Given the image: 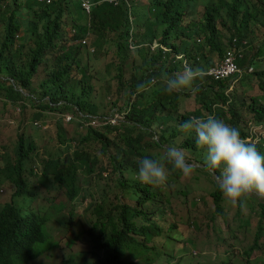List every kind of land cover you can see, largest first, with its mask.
<instances>
[{"label":"rangeland","instance_id":"rangeland-1","mask_svg":"<svg viewBox=\"0 0 264 264\" xmlns=\"http://www.w3.org/2000/svg\"><path fill=\"white\" fill-rule=\"evenodd\" d=\"M224 1L237 2V0ZM240 2L244 1L240 0ZM255 2L256 0H253L250 5ZM32 3L33 0H15L11 8L16 12L17 20L26 24L31 20L35 21L33 10L28 8L32 6ZM219 4L220 0H177L176 8L178 10L185 9L184 14L186 15L193 13L189 18L190 22L200 25L204 19L206 7ZM34 10L37 8L35 7ZM221 14L224 15L225 10ZM7 16L8 14L5 15V18ZM239 17L241 18V15ZM205 23L206 21L202 24ZM166 27L165 24H160L158 30L162 32ZM257 28L258 39H255V35L252 34L255 30V23H250V33L246 37L250 47L243 66L247 68L252 66L254 72L252 74L244 73L240 80L233 83L225 82L229 88L231 84L233 85L230 93L243 120L252 116L244 112V109H248L252 103V98L262 95L260 84L263 79H260L256 73L264 71V38L260 36L263 29ZM219 30L222 32V41L227 44L232 34L221 23ZM42 32L43 28L39 26L36 35L30 32L34 37L20 43L24 44L22 49L24 55L20 60H16L22 66L29 62L34 40ZM20 33L24 37V32ZM172 36H175V32L172 33ZM4 38L5 31L2 22H0V47ZM113 38V34H108V43L96 45V52L93 54L89 49L79 50L80 54L76 60L80 65L78 68L74 67L70 77H66L77 95L82 93L83 88H92L90 95L92 93L91 97L98 99L97 103L101 102L100 113L102 115L104 113L103 103L107 101L108 97L113 98L112 103L116 106L118 104H121L122 107L125 106L132 95L129 86L131 83H139L145 72V68L142 66L144 61L138 55V51L128 52L125 49L119 53ZM200 38L202 42L206 41L203 34H200ZM90 42L95 45L96 36L95 38L91 36ZM56 54L47 59L49 63L47 67L46 65L40 66L39 71H42L38 72L34 78L35 87H39L45 82L44 78L48 74L43 75V73L50 69ZM211 58L214 63L218 59L217 56H211ZM68 63L76 66L73 59ZM43 92L44 90L41 91V93ZM4 97L5 92L1 91L0 114L1 116L9 114L10 118H14V114L11 112L12 108L3 101ZM194 102L195 106L192 110L199 108L196 101ZM28 104L27 107L23 106L21 120L18 118L17 128L11 129L9 125L5 124V127H9L10 130L0 131L1 138L9 140V143H4L3 146L5 151L3 158H6V161L15 160L21 136L26 139V142L32 141L35 144L37 138L39 139L37 141L40 142L42 135L43 143H47L44 147L47 155L58 157L62 152L64 155L67 153L70 155L75 151L77 142L80 141L82 149L90 156L91 161H94L92 173L87 172L85 166L78 168L75 185L80 189V194L74 200L69 198L71 190L60 187V183L54 179V176L45 181L39 177L29 178L28 193L24 197L15 198L16 205L21 206L24 211L32 215H39L46 220L44 231L47 245L39 249L37 257L28 264H82L84 262L92 264L95 261L93 252H101V250L96 249V242L87 233L88 230L97 223V227L93 228V233L102 236L103 230H110V224H108L110 216L118 222L117 218L121 214L120 207L123 204L137 207L136 202L139 199V194L133 186L136 179L132 178L136 171L131 167L115 170V165L121 163L118 157L125 149L120 141V135L126 133V130L130 128L124 129L121 133L110 132L103 142L95 137L92 140L81 142V136H84L87 131H78L67 126L63 120L62 111L51 112L43 107L44 103L34 100H29ZM33 108H37L47 115L54 126L38 123L37 127L42 131V135L33 134L29 138L22 132V128L25 130L26 122L38 118L37 113L33 112ZM60 122L65 128V134L64 129L58 125ZM174 128H171L169 132L162 131L161 133L156 128L152 133L148 128L144 130L136 125L131 127L135 137L142 136L143 138L140 146L152 156L158 158L162 155L164 148L175 145L184 150L187 161L194 170L188 177L179 172H170L164 186L153 187L151 192L154 193V196H151L144 207H138L137 210L146 212L151 218L150 222L162 228V232L160 235L154 234L152 239L143 236L141 240V236H134L135 239H138L126 246L124 260L136 263H146L150 260L152 264H264V232L263 236L259 238V247H255V236L258 224L261 222L259 205L264 204V197L256 194L249 195L243 211L239 207L228 205L223 198L220 203L222 213H218L212 196L218 187V174L204 165L205 150H191L184 147L185 141L190 137H195V134L190 136V133L180 131L179 134L173 136ZM28 131L30 132L29 129ZM35 146L37 150L38 147L36 144ZM61 157L63 161L66 156ZM3 161L5 162V160ZM41 161L43 159L39 155H33L30 164ZM2 166L0 169V208L6 200L10 201L12 198L8 197L10 182L2 174ZM100 172H102V176L99 175ZM137 224L142 226L146 222L144 219H138ZM102 225H105L103 229ZM120 227L119 225V229Z\"/></svg>","mask_w":264,"mask_h":264},{"label":"clouds","instance_id":"clouds-1","mask_svg":"<svg viewBox=\"0 0 264 264\" xmlns=\"http://www.w3.org/2000/svg\"><path fill=\"white\" fill-rule=\"evenodd\" d=\"M55 1L56 0H33L31 9L34 13H38L42 8L53 4ZM14 2L15 0H5L0 4V22H2L4 30L5 20L7 22L10 12L13 11L15 21L21 26L19 32L10 40V42L13 43L14 49L19 50L20 54L14 59V62L17 71H27L28 62L25 63V66H22V64L16 59L20 60V58L24 55L22 50L24 48V44L21 45L20 43L29 41L31 37H34L31 34L32 32L29 26V23L32 20L28 24L17 20L15 16L17 14L11 8ZM69 2L80 4L82 17H77L75 12H70L68 10L64 11L59 34L54 39L53 45L45 51L41 62L37 66L36 73L31 78L30 86L23 87L7 73H0V82L4 83L6 86H14L15 90L20 93L19 98L12 99L9 97V93L2 90L5 92V99L3 101L6 102L10 108H12V110H10L13 112L14 118H10L9 114H5L4 116H1L0 114V131L7 132L10 130L9 127L11 129L18 127V118L21 120L23 106L27 107L29 105V100L44 103L43 107L51 112L62 111V116L64 117L63 120L67 126L78 131H87L84 136H81L80 140L88 137L94 131L108 136V134L112 131L121 133L124 129L131 128L133 125L139 126L144 130L148 128L152 131V133L156 128L159 130V133L162 131L169 132L171 128L176 126L174 128V132L177 131V134H179L180 131L183 133H190V136H192L193 133L195 134V137H193L195 147L197 148L195 150H205L204 165L214 173L218 171V189L228 205L232 207H239L241 211H243L245 202L249 195L256 194L260 197H264V120H255L253 114H250L252 115L251 118L243 120L241 126L248 134L246 139H244L241 137L238 128L226 123L222 119L217 118L219 109H221V111L228 112L231 108L230 106L233 99L230 91L232 90V84L230 85V88L227 87L225 90H222L229 98L224 105L214 104L211 111H209L202 107V104L199 102L202 86L209 85L211 82L233 83L240 80L244 73L252 74L254 72V68L252 66L247 68L240 65V63L245 60L247 51L250 47L249 40L247 38L239 39L237 37L233 38V36L230 37L228 43L226 44V51L223 57L220 58L216 53V56L218 57L217 61L215 63L213 61V63H208L196 52L186 54L184 52H177L173 48V45L191 44L190 49H193L196 43L203 45L205 48L208 47L205 44L206 41L202 42V39L200 38L199 33L201 26L199 32H197V28L195 27L199 25L195 22H190L189 20L193 13L186 15L184 14L185 9L178 10L176 8L177 0H69ZM158 2H161L164 5L169 4L173 7V11L171 13L173 18H166L165 20L157 19V16L154 14L156 13L155 9L157 8L155 5ZM101 3H108L114 7L123 5L126 8L129 25L124 29V32L126 31L127 33L126 40H124L123 43L128 52L138 51V54L140 55L141 50L145 49L149 51L150 56H155L157 54L161 55V62L164 64L167 63L166 61L168 60V56H172L174 60L171 61L170 67L172 70L176 67V69L170 71L167 76L151 77L150 81L139 83L136 87L133 83H131L129 88L131 89L132 95L129 102L123 107L121 104L116 106V104L112 103L113 98L108 97L107 101L103 103V115L100 113L101 102L97 103L96 100L98 99L96 98L91 97V103L98 108V113L94 114L81 110L78 106L66 101L65 99L61 98L54 100L50 94L47 93L54 88V85H52L49 80L52 79L53 74L55 73L54 71L58 70V57L72 53L73 57L69 60H65L62 65L69 64L68 61L73 59L76 63V66L71 64L73 65L74 71V67L78 68L80 65L79 61L76 60L77 56L80 54L79 50L89 49L91 54L96 52L95 47L101 43V40L98 34L95 33V18L92 17V14L94 9ZM35 7L37 10H34ZM208 7L211 6H207L206 9ZM135 9H140L139 13H135ZM176 10L183 12L180 22L174 20ZM6 14H8L7 18H5ZM204 21L205 19H203L200 25ZM160 24H165L167 26L162 32L158 30V26ZM39 26H42L43 28L42 24ZM190 28L198 34V36H193V38L195 37V41H193V38L190 36L192 33L189 34L188 32H184ZM149 30L152 35L145 38L144 33H148ZM21 31L24 32V37L23 34L20 33ZM173 32H175L174 37L172 36ZM43 33L44 30L39 36H43ZM91 36H94V38L96 36L95 45L90 42ZM38 37L34 40V47L30 50V54L36 48ZM189 40L190 42H188ZM4 41L5 38L2 44ZM244 41H247V45L244 52V58L239 61V66L243 70L241 77L235 76L224 80H216L213 76L208 74L210 69L217 67L223 61L226 52L232 45L237 43L239 46ZM53 54L56 55L50 69L43 73V75L48 74L47 77L44 78L45 82H43L39 87H35L34 78L38 72L42 71H39L40 66L46 65L47 67L49 65L47 59L51 58ZM140 57L142 56L140 55ZM251 68L252 71H250ZM72 74L73 72L69 75H65L63 79L68 86L71 87L73 86L66 79V77H70ZM204 78H206V80H204ZM156 88L163 89L166 94H177V96L171 98L167 96L168 108L158 109L153 112L158 120L151 119L149 121L151 122V127L140 125L138 122L137 124L131 122L129 117L131 118L136 113H144L150 105L155 102L154 89ZM42 90H44L43 93H41ZM138 94H140V96L137 97ZM90 96H92V93ZM194 101H196L199 105V108L192 110L195 106ZM198 111H200L201 116L197 117L193 115ZM33 112L37 113L38 118L33 121L26 122L27 128L25 130L22 128V132H24L29 138L33 134L42 135V131L37 127L38 123L51 124L54 126V123L51 122L50 118L42 111L37 108H33ZM183 116L189 118L181 124L179 119ZM5 124L9 125V127H5ZM58 125L64 129L65 134L63 124L60 122ZM93 138L94 137L92 136L89 140H92ZM37 140L39 139L37 138L35 140V144L38 147L36 150V146L32 141L26 142V139L21 136L18 141L15 160L9 162L6 161V158H3L5 156V151L3 149L4 143H9V140L1 138L0 135V169L3 165L1 172L10 182V186L8 187V197H12L14 201L16 197L13 198V194L24 180L27 183V187L24 189V195L29 191V178L39 177L42 180L43 168L46 162L53 159H61V156H73L75 152H79L80 150L84 151V149L80 146V141H78L75 151L70 155L69 153L64 155L63 152L58 155V157L54 155H47L44 149L47 143H43V135L40 142ZM21 141H23L25 150L28 152L25 158H23L18 151ZM30 146H33V149H29ZM33 155H39L43 161L30 164ZM66 157H64L63 161L61 159L62 164L65 162ZM3 160H5V162ZM136 165L137 171L132 178L139 180L143 184L152 185L153 187L164 186L168 180L170 172H179L183 176L188 177L194 170L193 166L188 163L184 150L175 145H169L164 148L162 155L158 158H149L147 156L137 158ZM24 195L22 196L24 197ZM7 202L8 201L6 200L4 205ZM3 206L0 209H2ZM145 214V216L134 219L138 228L141 229L142 227L149 228L154 226L159 227L157 224L151 223V218L147 215V213ZM119 218L120 215L117 219L119 220ZM138 219H144L146 224L138 226ZM114 222L119 227L120 223L116 222L115 219ZM104 227L105 225L101 226V228ZM89 231L90 230H88V232ZM132 236L133 238L134 236H141V240L143 237V235L139 234H132ZM137 239L138 238H134V240ZM95 247L98 249L97 246ZM125 251L126 248L124 249V252H122L121 260L123 262H129L124 260ZM95 252H93V254Z\"/></svg>","mask_w":264,"mask_h":264},{"label":"trees","instance_id":"trees-1","mask_svg":"<svg viewBox=\"0 0 264 264\" xmlns=\"http://www.w3.org/2000/svg\"><path fill=\"white\" fill-rule=\"evenodd\" d=\"M3 1L5 0H0V4ZM243 1L245 3H241L240 0L231 3L220 0L219 5H214L206 9L204 16L206 23L195 27L197 28V32H199L201 26L199 34L205 36L206 46L209 47L210 52L217 53L220 58L223 57L226 51V44L222 41V32L219 30L220 23L232 34L233 38L237 37L239 39L246 38L250 33V23H255V30L252 32V34L255 35L254 38L258 39L256 27H258L257 29H263V31L260 30L262 31L260 36L264 38V0H256L253 5H250V2L253 0ZM155 6L157 8L155 9L156 13L154 15L157 16V19L165 20L166 18H173V15L171 14L173 7L171 5H164L161 2H158ZM29 8L31 9V6H29ZM67 10L75 12L77 17H82L80 4L69 2V0H56L53 4L42 8L40 12L34 13L36 21H31L29 23L31 32L36 34L39 25L42 24L44 33L43 36L38 37L36 48L29 56L30 61L28 62L27 71L16 70L14 59L20 54L19 50L14 49L13 43L10 42V40L19 32L21 26L15 21L13 11L10 12L7 22L5 20L4 31H6V36L0 50V73L5 72L18 81L23 87H29L31 84V78L36 73L37 66L41 62L45 51L53 45L54 39L59 34L63 14L64 11ZM224 10L225 14L223 15L221 13ZM135 13H139V10L135 9ZM240 15L241 18L239 17ZM182 16L183 12L176 10L174 20L180 22ZM92 17L95 18L94 30L95 33L98 34L101 44L108 43V34L111 33L114 35L113 41L118 48V52L120 53L122 50H125L123 41L126 40L127 32H124V29L129 25L126 8L123 5L114 7L108 3H101L94 9ZM184 32H188L189 34L192 33V35H190L192 38L193 36H198V34H196L194 30H191V28ZM150 35H152L150 30L148 33H144L145 38ZM173 48L177 52H184L186 54L196 52L206 59L208 63L213 61L210 54L209 56L206 55L205 47L197 43L193 49H190L191 44L173 45ZM140 55L144 61L142 66L145 68V72L139 83L150 81L151 77L167 76L170 71L176 69V67H174L172 70L170 67L171 61L174 60L172 56H168L167 63L164 64L161 62V55L159 54L150 56L148 50L142 49ZM72 57L73 54L68 53L57 58L58 70L54 71L55 73L53 74L52 79L49 80V82L54 85V88L47 93H49L54 100L62 98L78 106L85 112L94 114L98 113V108L91 103L90 92L92 88H83L82 93L77 95L74 88L68 86L63 80L65 75H69L73 72V65H62V63ZM246 59L247 56L245 60L240 63L241 66L245 65ZM256 74L260 79H263L260 84V90L263 92L262 98L261 96L252 98V103L248 106V109H244V112L253 114L254 119L257 121H263L264 104L262 103H264V71L257 72ZM204 80H206V78H204ZM139 83H134V86L136 87ZM225 87L227 86L224 82H211L209 85L202 86L199 98L202 107L211 111L214 104L224 105L229 100L224 94V91H222ZM0 90L9 93V97L12 99H17L20 96V93L15 90L14 86H6L1 82ZM154 91L155 102L150 105L144 113H136L131 118L129 117L131 122H134L135 124L138 122L140 125L151 127V122L149 121L151 119L158 120L153 112L158 109L168 108L167 96L170 98L177 96V94H166L163 89L156 88ZM230 107L231 108L228 112L219 109L217 118L238 128L241 137L246 139L248 134L241 126L243 116L240 110L235 107L234 99L232 100ZM193 115L199 117L201 116V113L198 111ZM188 118L189 117L183 116L179 121L182 124ZM176 134L177 131L173 133V136H176ZM92 136L102 142L107 139L105 135L94 131L88 137L84 138L82 142L89 140ZM142 139V136L135 137L134 130L131 128L127 129L126 133L120 135V141L125 149L118 157L121 163L115 165L116 171L124 167H131L134 171H137V158L145 156L156 158L140 146ZM184 147L193 150L197 149L195 147L194 138H188L184 143ZM29 149H33V146H30ZM18 151L23 158L27 156L28 152L25 150L23 141L20 142ZM65 159L66 160L63 164L61 159H53L46 162L43 168L42 180L45 181L50 176H54V179L60 183V187H66L68 190H71L69 198L74 200L80 194V189L75 185L78 168L80 166H85L87 172L92 173L94 171V161H91L90 156L83 150L75 152L73 156H68ZM216 173L219 174L218 171H216ZM99 175L102 176V172H100ZM133 186L139 194V199L136 202L137 207L134 208L128 204H123L120 207L121 214L118 222L120 223L121 228L119 229L118 225L114 222V219L110 217V231L106 232L103 230L102 236L94 234L93 228L97 227V223H95L93 228L88 232L95 240L97 248L101 249V253L95 252L93 254L95 259L93 264H138L135 262H123L121 260L122 252H124L126 246L134 242L132 234L143 235L147 239H152L154 234H161L162 229L157 226L149 228L142 227L141 229L136 226L134 219L146 215V212L143 210H137V208L144 207L154 193L151 192L153 188L152 185L143 184L139 180H135ZM26 187L27 183L24 180L13 194V198L24 195V189ZM212 196L217 205V212L222 213L220 210V203L223 201V197L218 187ZM259 208L261 222L258 224L255 236V247H259V238L263 236L264 232V204H260ZM45 223V218L27 213L21 206H17L15 201L11 198L10 202L8 201L3 208L0 209V264H28L32 259L36 258L39 253L38 250L42 249L47 242L44 231ZM139 264H152V261L148 260L146 263Z\"/></svg>","mask_w":264,"mask_h":264},{"label":"built area","instance_id":"built-area-1","mask_svg":"<svg viewBox=\"0 0 264 264\" xmlns=\"http://www.w3.org/2000/svg\"><path fill=\"white\" fill-rule=\"evenodd\" d=\"M247 41H244L241 45L235 43L226 52L223 61L208 72L216 80H224L235 76L241 77L243 74L242 68L239 66V61L244 58V52L246 49ZM252 71V68L250 69ZM256 130V129H255ZM254 130V132H255Z\"/></svg>","mask_w":264,"mask_h":264},{"label":"crops","instance_id":"crops-1","mask_svg":"<svg viewBox=\"0 0 264 264\" xmlns=\"http://www.w3.org/2000/svg\"><path fill=\"white\" fill-rule=\"evenodd\" d=\"M193 41H195V37L193 38ZM205 53H206L207 56H209V54H210V56H216V53L210 52L209 47L205 48ZM190 100H192V99H190Z\"/></svg>","mask_w":264,"mask_h":264}]
</instances>
